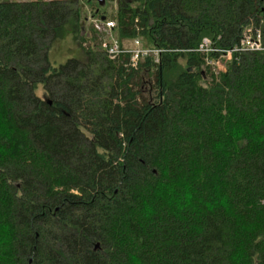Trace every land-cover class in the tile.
<instances>
[{"label": "trees", "instance_id": "1", "mask_svg": "<svg viewBox=\"0 0 264 264\" xmlns=\"http://www.w3.org/2000/svg\"><path fill=\"white\" fill-rule=\"evenodd\" d=\"M117 4L93 17L158 61L80 0H0V264H264V51H189L264 40V0Z\"/></svg>", "mask_w": 264, "mask_h": 264}, {"label": "built area", "instance_id": "2", "mask_svg": "<svg viewBox=\"0 0 264 264\" xmlns=\"http://www.w3.org/2000/svg\"><path fill=\"white\" fill-rule=\"evenodd\" d=\"M91 24L97 32L106 36L103 40L102 47L111 58L127 52L131 54L130 64L133 67H137L139 61L147 56H152L158 61L161 50L143 48L141 42L138 40L134 42L131 49H123L114 35L116 28L115 21L93 18L91 19ZM189 51L200 53L204 57L207 66L214 70L223 71L226 68V64L232 61L236 55L264 51V40L261 30H253L250 28L245 32L239 43L230 49L219 47L210 38H204L195 50L192 49Z\"/></svg>", "mask_w": 264, "mask_h": 264}, {"label": "rangeland", "instance_id": "3", "mask_svg": "<svg viewBox=\"0 0 264 264\" xmlns=\"http://www.w3.org/2000/svg\"><path fill=\"white\" fill-rule=\"evenodd\" d=\"M80 7L82 9V20L81 22L85 25L88 30L91 27V19L96 10L101 9L106 12V15L110 18L113 17L118 9L117 0L107 1L105 4H99L93 0L91 3L88 0H80ZM76 49L78 50L77 42L71 36H67L64 39L57 40L51 51V60L57 64L64 63L68 57L75 55ZM42 87H39L38 95L43 97L44 93Z\"/></svg>", "mask_w": 264, "mask_h": 264}, {"label": "water", "instance_id": "4", "mask_svg": "<svg viewBox=\"0 0 264 264\" xmlns=\"http://www.w3.org/2000/svg\"><path fill=\"white\" fill-rule=\"evenodd\" d=\"M96 1L103 5V4H105L107 1H112V0H96Z\"/></svg>", "mask_w": 264, "mask_h": 264}]
</instances>
